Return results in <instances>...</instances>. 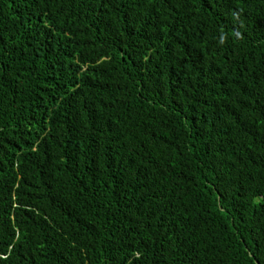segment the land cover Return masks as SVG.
<instances>
[{"label": "trees", "instance_id": "obj_1", "mask_svg": "<svg viewBox=\"0 0 264 264\" xmlns=\"http://www.w3.org/2000/svg\"><path fill=\"white\" fill-rule=\"evenodd\" d=\"M0 264H264V0H0Z\"/></svg>", "mask_w": 264, "mask_h": 264}]
</instances>
